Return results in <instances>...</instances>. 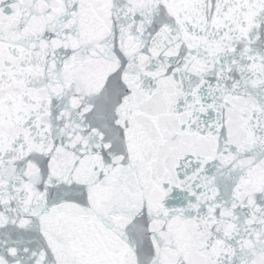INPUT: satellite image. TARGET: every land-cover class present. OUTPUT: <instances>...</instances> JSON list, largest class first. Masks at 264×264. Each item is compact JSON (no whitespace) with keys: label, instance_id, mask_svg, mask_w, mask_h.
<instances>
[{"label":"snow or ice","instance_id":"snow-or-ice-1","mask_svg":"<svg viewBox=\"0 0 264 264\" xmlns=\"http://www.w3.org/2000/svg\"><path fill=\"white\" fill-rule=\"evenodd\" d=\"M0 264H264V0H0Z\"/></svg>","mask_w":264,"mask_h":264}]
</instances>
